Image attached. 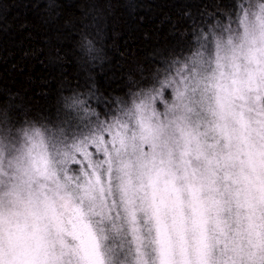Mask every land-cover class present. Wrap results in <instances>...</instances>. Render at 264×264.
<instances>
[{
    "label": "snow or ice",
    "instance_id": "obj_1",
    "mask_svg": "<svg viewBox=\"0 0 264 264\" xmlns=\"http://www.w3.org/2000/svg\"><path fill=\"white\" fill-rule=\"evenodd\" d=\"M175 6L121 95L0 100V264H264V0Z\"/></svg>",
    "mask_w": 264,
    "mask_h": 264
},
{
    "label": "trees",
    "instance_id": "obj_2",
    "mask_svg": "<svg viewBox=\"0 0 264 264\" xmlns=\"http://www.w3.org/2000/svg\"><path fill=\"white\" fill-rule=\"evenodd\" d=\"M37 2L40 6L33 7ZM48 2L0 0V5H6L0 7V18L10 24L6 31L0 28V100L14 96L22 120L29 118L25 112L37 119L54 116L61 97L72 89L86 92L83 85L89 74L110 96L127 91L125 82L136 61H143L152 49L153 42L145 41L143 33L166 32L168 26L161 21L179 16L181 9L175 5L187 0H151V7L135 10L144 16L142 22H137L135 12L130 16L125 0H59L56 12L46 7ZM86 3L94 4L87 15ZM84 37L105 55L102 64L91 65V71L81 47ZM128 52L134 53L135 60L121 56ZM57 56L62 59L57 61Z\"/></svg>",
    "mask_w": 264,
    "mask_h": 264
},
{
    "label": "clouds",
    "instance_id": "obj_3",
    "mask_svg": "<svg viewBox=\"0 0 264 264\" xmlns=\"http://www.w3.org/2000/svg\"><path fill=\"white\" fill-rule=\"evenodd\" d=\"M39 6H40L39 2L33 4V7H39ZM46 7H48L52 12H56L57 9L59 8V0H49V2L46 4ZM84 7H85V15H87V10L91 7H94V4L86 3ZM9 26H10L9 21H6L4 17L0 18V28L6 31ZM94 48L98 49L99 51H93L90 55L86 53L85 50L83 49L85 65L88 66L90 71L92 70L91 65L102 64L105 60L103 49L99 47L96 43H94ZM63 103L64 101L63 99H61V105H63ZM3 113H4V102L0 101V142L11 143L16 140V136L12 134L14 130L12 129L11 125L8 122H6ZM18 127L19 125H17V128ZM5 155L7 156V152L5 153Z\"/></svg>",
    "mask_w": 264,
    "mask_h": 264
}]
</instances>
